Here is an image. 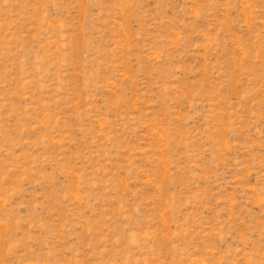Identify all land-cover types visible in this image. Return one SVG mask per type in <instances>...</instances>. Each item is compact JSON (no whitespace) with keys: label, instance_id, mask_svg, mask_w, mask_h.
<instances>
[{"label":"rangeland","instance_id":"obj_1","mask_svg":"<svg viewBox=\"0 0 264 264\" xmlns=\"http://www.w3.org/2000/svg\"><path fill=\"white\" fill-rule=\"evenodd\" d=\"M0 264H264V0H0Z\"/></svg>","mask_w":264,"mask_h":264}]
</instances>
